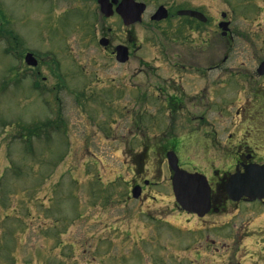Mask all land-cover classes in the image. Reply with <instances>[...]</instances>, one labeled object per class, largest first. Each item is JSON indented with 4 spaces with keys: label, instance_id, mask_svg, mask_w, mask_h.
Wrapping results in <instances>:
<instances>
[{
    "label": "rangeland",
    "instance_id": "rangeland-1",
    "mask_svg": "<svg viewBox=\"0 0 264 264\" xmlns=\"http://www.w3.org/2000/svg\"><path fill=\"white\" fill-rule=\"evenodd\" d=\"M136 1L208 23L166 34L104 18L96 0H0V264H264V204L181 212L165 158L177 146L214 183L240 145L264 151V0ZM102 36L141 50L119 64Z\"/></svg>",
    "mask_w": 264,
    "mask_h": 264
},
{
    "label": "water",
    "instance_id": "water-1",
    "mask_svg": "<svg viewBox=\"0 0 264 264\" xmlns=\"http://www.w3.org/2000/svg\"><path fill=\"white\" fill-rule=\"evenodd\" d=\"M100 11L104 16L108 17L113 14L112 6L117 5L115 11L122 17L123 23L126 26L134 24L141 20V14L145 9V4L136 2L134 0H97ZM179 15L193 16L201 21H205V17L192 10L178 11ZM166 10L161 6L153 19L160 20L166 17ZM225 14H222L224 17ZM226 23L220 24L223 29L227 26ZM225 34V33H223ZM107 39L102 38L99 43L103 46L107 45ZM116 59L119 62H125L128 59V51L124 46L116 47ZM25 61L29 65H35L36 60L30 54H26ZM259 73L264 72V62H262L258 69ZM167 160L170 169L173 172L171 181L175 201L185 211L195 213L197 216H204L210 208V187L208 182L202 174H190L180 170L177 164V158L173 152H167ZM225 191L228 198L232 201H238L242 197L247 200H261L264 198V164H249L244 167L242 172H236L230 175L225 184ZM133 196L139 195V188H135Z\"/></svg>",
    "mask_w": 264,
    "mask_h": 264
},
{
    "label": "flooded vegetation",
    "instance_id": "flooded-vegetation-1",
    "mask_svg": "<svg viewBox=\"0 0 264 264\" xmlns=\"http://www.w3.org/2000/svg\"><path fill=\"white\" fill-rule=\"evenodd\" d=\"M161 5L165 6V8L167 10V12H166L167 13V16L164 19H161V20H158V21L153 20L154 14L156 13L157 9ZM188 9H190V8H188ZM193 10H197V9H193ZM177 11L178 10H176L175 12H173L172 9L169 7V4H158L153 9L150 10L149 5L147 3H145V9H144L143 13L141 14V20H140V22H138L136 24L137 25H142L143 23L146 22V24H147L146 27H149V28L150 27L151 28H154V27H157V26L161 25V26H164V27L167 28V29H161V32H164L166 34H169V21L170 20L173 21L175 19H183V21H185V26H189L190 28H193V26L194 27H201V25L206 24V22H207V18H206V21L203 22V21H199L198 19H196L194 17H190V16H186V15L179 16V15H177ZM114 15H116V14H114ZM223 20L229 22V24L227 25V29H226L225 32H223L219 28V24H220V22L222 20H216L215 21V24H216L215 31L217 32L216 35L217 34H220L221 38L228 39L227 41L230 43L233 40L232 30L230 29L231 22L229 20H226V18L223 19ZM208 21H209V19H208ZM121 23H122V21H121ZM179 31L181 32V30H179ZM223 33H225V34H223ZM103 37L105 39H107V41H108L107 42V45L104 47V49H107V50H104V51H107L106 53L110 57H114L115 58V53H116V50L115 49H116L117 46H120V45L121 46H126L128 48V51H129L128 52V55H129V57H130L131 54H134L135 55L137 52H139L141 50L140 49V46H138V47L135 46L133 48V46H132L133 44H131L129 42L126 43V44H117V45H115L113 47H110V39L108 37H106V36H102V38ZM132 48H133V51H132ZM226 58H227V56H225L223 58L222 62L221 61H217V62L209 63L208 70H210V71H212V70L213 71H219V70H221L222 69L221 68L222 63H223V61L226 60ZM138 59L141 60V57L138 56ZM261 61H264V59L261 60ZM258 64H257V66L255 68V74L256 75L253 76V77H256L258 79H264V73L260 74L259 71H258V68H257L258 67ZM178 65H179V63L177 64V66ZM177 66H175V67H177ZM184 66L185 65H181L177 69L183 70V69H185ZM191 69H193L192 72L195 73V74H197V73L199 74L200 71H201V68H194L193 66L191 67ZM169 89H170L171 93H174L175 90L172 87H169ZM179 92H181V90L180 89H177L176 90V93H179ZM168 103H169V106H168V108H166V110L169 113H172L174 111V109L172 107V104H170L169 101H168ZM236 114H239V111H236ZM200 118H201V116H200ZM168 150H173L174 151V149H172L170 146H169V149ZM231 158H232V163H231V167H230V169L228 171H225L223 173H220L218 171H214L213 172V175L216 177V181L214 183L212 182L213 184L209 181V184H210V186H211V188L213 189L214 192H216L218 190L217 186L220 185L221 182L224 183V181L226 180V178H227V176L229 174H231V173H233V172H235L237 170H242L244 166H247L248 164H251V163H263L264 162V151H261L260 152L258 149L250 148L249 146L242 147V145H240L234 151V153H233V155H232ZM142 183H143V186L149 185V181H147V180H144ZM137 186L140 187V194H142V191H143V188L142 187L143 186L141 187V185H139V184L136 183V184L132 185V189L135 188V187L138 188ZM132 189L130 190V192L132 191ZM223 194L225 195L224 192L223 193L221 192V195H222L223 198L221 197V198L216 199V201L218 202V206L216 207L218 209L217 210V213L222 210L224 204H226L227 202L230 203V204H232V205H237V203H233L231 201H227V199L225 198V196ZM241 201L242 202H246V200L244 198H242L238 203H240ZM260 203H263L264 204V200L263 201H260Z\"/></svg>",
    "mask_w": 264,
    "mask_h": 264
},
{
    "label": "trees",
    "instance_id": "trees-1",
    "mask_svg": "<svg viewBox=\"0 0 264 264\" xmlns=\"http://www.w3.org/2000/svg\"><path fill=\"white\" fill-rule=\"evenodd\" d=\"M49 125H50V122L49 121H47V122H45V123L42 124V126H49Z\"/></svg>",
    "mask_w": 264,
    "mask_h": 264
}]
</instances>
